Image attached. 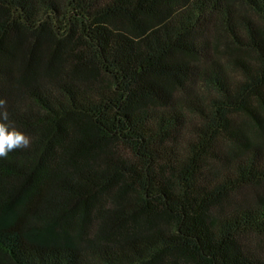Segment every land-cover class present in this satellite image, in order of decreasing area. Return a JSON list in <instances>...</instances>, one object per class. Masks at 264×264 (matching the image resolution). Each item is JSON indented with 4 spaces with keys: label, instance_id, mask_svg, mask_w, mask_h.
<instances>
[{
    "label": "trees",
    "instance_id": "trees-1",
    "mask_svg": "<svg viewBox=\"0 0 264 264\" xmlns=\"http://www.w3.org/2000/svg\"><path fill=\"white\" fill-rule=\"evenodd\" d=\"M0 264H264V0H0Z\"/></svg>",
    "mask_w": 264,
    "mask_h": 264
},
{
    "label": "clouds",
    "instance_id": "clouds-1",
    "mask_svg": "<svg viewBox=\"0 0 264 264\" xmlns=\"http://www.w3.org/2000/svg\"><path fill=\"white\" fill-rule=\"evenodd\" d=\"M31 136L15 127L9 119L6 101L0 99V158L17 149H27L31 144Z\"/></svg>",
    "mask_w": 264,
    "mask_h": 264
}]
</instances>
